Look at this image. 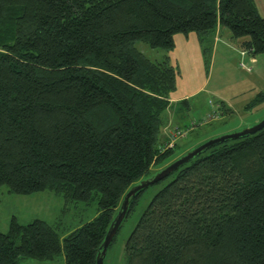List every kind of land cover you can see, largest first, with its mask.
Masks as SVG:
<instances>
[{"label":"trees","instance_id":"1","mask_svg":"<svg viewBox=\"0 0 264 264\" xmlns=\"http://www.w3.org/2000/svg\"><path fill=\"white\" fill-rule=\"evenodd\" d=\"M217 25L244 54L264 53L253 0H0V185L80 201L95 192L98 209L61 239L41 219L11 218L0 264L59 252L63 264H94L128 187L198 144L176 157L175 145L159 151L176 69L134 43L166 52L173 34L193 32L205 69ZM164 179L123 264H264V125L203 148Z\"/></svg>","mask_w":264,"mask_h":264},{"label":"rangeland","instance_id":"2","mask_svg":"<svg viewBox=\"0 0 264 264\" xmlns=\"http://www.w3.org/2000/svg\"><path fill=\"white\" fill-rule=\"evenodd\" d=\"M134 45L149 59H159L164 55L163 49L150 48L143 41H136ZM215 47V53L212 50L207 58V72L204 67L201 72L202 78H206L204 89L186 103H177L175 116H180V120L176 119V122L182 124L179 127L189 123L193 127L175 141L174 157L184 147L190 148L202 139L249 127L264 117V53L253 55L255 60L251 61L248 54L239 55L240 49L235 41L226 36H222ZM239 60L249 66V72L236 65ZM197 80H200V76ZM254 99L261 100L253 107L251 104L247 106ZM216 105H219L218 108ZM226 105L228 112L224 110ZM213 111L216 112V117L212 116ZM156 168L157 166H151L148 173L142 175L136 183L153 175ZM166 180L154 182L139 192L108 244L103 264H123L125 240L151 196ZM97 210L95 192L87 201H80L67 199L50 189L18 194L8 190L5 185H0V232L6 231L11 218L19 224L38 218L46 222L61 239L64 234L95 216ZM62 259L61 252L52 260L21 256L18 264H63Z\"/></svg>","mask_w":264,"mask_h":264},{"label":"crops","instance_id":"3","mask_svg":"<svg viewBox=\"0 0 264 264\" xmlns=\"http://www.w3.org/2000/svg\"><path fill=\"white\" fill-rule=\"evenodd\" d=\"M253 3L258 14L264 19V0H253ZM226 29L221 25L216 26L212 44V50H214L213 54L215 53L216 49L215 45L218 41L221 40L222 36H226L230 39L229 31ZM172 39V49L164 52V54H166V56L168 57L169 64L176 69V81L174 90L170 91L167 97L168 106L164 113L165 122L161 128L159 135L161 139L160 141L162 143L168 138L170 131L175 126L182 125L176 122V119L180 120V116H178V118L177 116H175L178 100H188L194 95L198 94L202 89H204V84L206 81V78H202L201 75V72L203 70V59L196 35L193 32H188L186 34L175 33L173 34ZM250 59L251 61L255 60L254 56H251ZM192 74L193 76H191ZM198 76H200V80H197ZM226 106L228 108V105ZM199 142H196L195 144ZM188 148L189 147H184L179 155L186 151Z\"/></svg>","mask_w":264,"mask_h":264},{"label":"water","instance_id":"4","mask_svg":"<svg viewBox=\"0 0 264 264\" xmlns=\"http://www.w3.org/2000/svg\"><path fill=\"white\" fill-rule=\"evenodd\" d=\"M263 125H264V117L249 127H244V128L237 130V131L223 133V134L208 138V139L204 140L203 142L197 144L196 146H194L190 150H187L184 154L178 156L177 158H175L174 160H172L168 164H166L164 167H162L161 169L156 171L150 177L142 179V180L138 181L137 183L128 187V189L125 191V193L123 194V196L120 200L119 208H118L117 212L115 213L114 217L112 218L111 222L109 223V225H108V227L104 233L102 242L100 244V250H99L98 255L95 257L94 264H102V259H103V256L105 255L106 248H107L108 244L110 243L112 237L114 236V234H115V232H116V230L120 224V221L122 220V218L125 214L128 198L130 196H132L135 193V191L142 189V188L160 180L161 178L166 176L170 171L174 170L177 166H179L180 164L187 161L190 157H192L194 154H196L197 152H199L203 148L210 146L216 142L227 139V138H237L239 136H242V135H245L248 133H253V132L257 131L258 129H260Z\"/></svg>","mask_w":264,"mask_h":264},{"label":"built area","instance_id":"5","mask_svg":"<svg viewBox=\"0 0 264 264\" xmlns=\"http://www.w3.org/2000/svg\"><path fill=\"white\" fill-rule=\"evenodd\" d=\"M239 53L244 54L243 50H240ZM238 66L244 70H249V67L244 65V63L239 62ZM217 111V110H216ZM216 112L213 111V117H216ZM193 127L192 123L185 125L184 127L175 126L169 133L168 138L159 146V151H162L166 148H170L174 145L175 141L183 137L189 130Z\"/></svg>","mask_w":264,"mask_h":264}]
</instances>
